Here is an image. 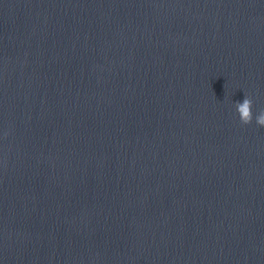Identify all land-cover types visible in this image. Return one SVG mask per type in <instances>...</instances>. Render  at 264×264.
<instances>
[{
  "label": "clouds",
  "instance_id": "obj_1",
  "mask_svg": "<svg viewBox=\"0 0 264 264\" xmlns=\"http://www.w3.org/2000/svg\"><path fill=\"white\" fill-rule=\"evenodd\" d=\"M236 111L239 115L240 122L244 125H248L253 120V101L250 97L245 96L243 102H236L235 104ZM256 123L259 126L264 127V110L260 111L259 114L255 117Z\"/></svg>",
  "mask_w": 264,
  "mask_h": 264
}]
</instances>
